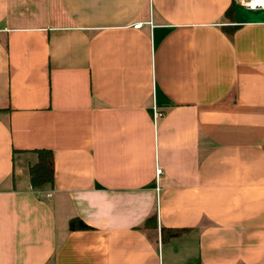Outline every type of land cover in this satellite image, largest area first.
Listing matches in <instances>:
<instances>
[{"label": "crops", "instance_id": "0c3cea01", "mask_svg": "<svg viewBox=\"0 0 264 264\" xmlns=\"http://www.w3.org/2000/svg\"><path fill=\"white\" fill-rule=\"evenodd\" d=\"M0 264H264V8L0 0Z\"/></svg>", "mask_w": 264, "mask_h": 264}, {"label": "trees", "instance_id": "16d2710c", "mask_svg": "<svg viewBox=\"0 0 264 264\" xmlns=\"http://www.w3.org/2000/svg\"><path fill=\"white\" fill-rule=\"evenodd\" d=\"M231 5L227 8L225 16H231ZM231 32L228 31V34ZM24 152L34 153L37 156V160L30 167L29 171V184L33 189L44 188L46 186L54 185V152L45 148H38L37 150H24ZM69 230H85L91 228L88 224L81 221L79 218L74 217L69 220ZM145 225L156 228L157 218L151 216L147 218ZM188 229L184 228H161V239L162 241L180 236L187 233Z\"/></svg>", "mask_w": 264, "mask_h": 264}, {"label": "rangeland", "instance_id": "374dc122", "mask_svg": "<svg viewBox=\"0 0 264 264\" xmlns=\"http://www.w3.org/2000/svg\"><path fill=\"white\" fill-rule=\"evenodd\" d=\"M34 160V156H30V155H23V158L20 161V166L17 168V177H29L30 174V167L34 164V162L37 160V156H36V160ZM29 180V178H28Z\"/></svg>", "mask_w": 264, "mask_h": 264}, {"label": "built area", "instance_id": "2783aa9c", "mask_svg": "<svg viewBox=\"0 0 264 264\" xmlns=\"http://www.w3.org/2000/svg\"><path fill=\"white\" fill-rule=\"evenodd\" d=\"M240 3L248 8V9H251V10H255L256 8H264V0H240ZM138 25L140 24H137L135 27H137ZM155 117H158L159 114L156 110H154V114H153ZM161 172V169L160 168H156V171L155 173L159 175V173Z\"/></svg>", "mask_w": 264, "mask_h": 264}, {"label": "snow or ice", "instance_id": "6c2138e0", "mask_svg": "<svg viewBox=\"0 0 264 264\" xmlns=\"http://www.w3.org/2000/svg\"><path fill=\"white\" fill-rule=\"evenodd\" d=\"M258 2H259V0H258Z\"/></svg>", "mask_w": 264, "mask_h": 264}]
</instances>
